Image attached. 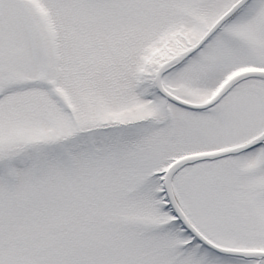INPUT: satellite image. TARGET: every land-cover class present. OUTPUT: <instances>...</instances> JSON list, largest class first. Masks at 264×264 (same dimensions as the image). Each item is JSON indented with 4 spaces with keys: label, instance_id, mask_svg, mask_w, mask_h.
<instances>
[{
    "label": "snow or ice",
    "instance_id": "1",
    "mask_svg": "<svg viewBox=\"0 0 264 264\" xmlns=\"http://www.w3.org/2000/svg\"><path fill=\"white\" fill-rule=\"evenodd\" d=\"M0 264H264V0H0Z\"/></svg>",
    "mask_w": 264,
    "mask_h": 264
}]
</instances>
